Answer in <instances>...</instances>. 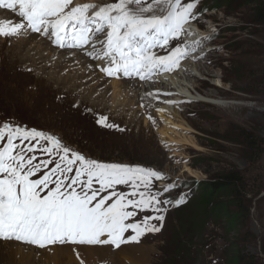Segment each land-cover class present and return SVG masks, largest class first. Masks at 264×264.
Returning a JSON list of instances; mask_svg holds the SVG:
<instances>
[{"label":"rangeland","instance_id":"obj_1","mask_svg":"<svg viewBox=\"0 0 264 264\" xmlns=\"http://www.w3.org/2000/svg\"><path fill=\"white\" fill-rule=\"evenodd\" d=\"M250 2L219 0L216 10L197 15V27L194 24L186 26V30L194 28L196 31L193 37L204 39L190 57L206 55L199 59L200 65L197 61L194 64L193 60L194 65L190 68L192 79L186 78L185 73L184 77L181 76L183 71L180 69L162 72L166 76L161 79L162 85L167 84L170 77L176 79L181 76L179 82L186 84L192 94L175 109L169 105L171 123L167 128L172 141L158 133L164 129L162 121L157 119L158 108L150 114L151 125L157 127L154 133L144 125V121L149 122V119H144L140 108L135 104V108L125 107L127 96L115 93L111 89V81L110 84L106 82L107 87L95 83L101 78V72L91 71V75L87 71L77 72L73 63L61 62V58L48 52L44 46L33 51L30 43L18 50L17 43L27 40V36L7 39L11 46L0 44V125L7 122L49 132L86 157L100 162L159 170L170 177L167 183L178 182L175 190L161 198L175 200L178 196H186L190 199L188 204L192 205L190 212L182 211L186 207L181 208V205L168 206L160 231L142 236L139 243H125L119 248L110 244L89 246L71 243H57L46 248L28 247L44 251L67 245H73V248L109 246L110 254L108 251L104 253V261L86 262L72 249L70 253L77 264H112L113 261H116L113 264H233V256L237 255L241 260L234 264H264V26L252 23ZM109 3V0H96L94 4ZM2 19L5 18L0 16ZM32 42L38 43L37 40ZM55 61L63 65L57 68ZM186 61L191 62L189 58ZM73 75L84 77V80L76 79V84H69L67 80ZM159 75L152 78H162L163 75ZM58 77L66 78L65 83L72 86L74 93L63 88L56 80ZM103 86L106 89L101 92ZM59 88L63 92L56 91ZM65 91L68 98L61 95ZM116 94L120 95L119 98ZM130 95L133 94L129 93L127 99ZM124 101L125 106L122 105ZM80 104L84 105L83 112L88 111L86 121L95 119V114L90 115L94 113L89 112L90 109L103 110L111 118L124 113L131 122L134 121V133L128 138H122L121 134L113 138L115 135H109V132L97 135L83 119L78 118L75 107ZM248 138L253 144L246 142ZM232 171L240 173L245 183L239 197L241 209L228 206L226 216L216 215L210 208L204 213L193 208L195 200L196 207L199 206L197 201L201 196L196 182L213 181ZM154 183L162 189L165 182ZM116 190L130 191L124 186H117ZM229 197L231 194L226 193L212 200H229ZM237 213V226L229 231V216ZM143 215L141 213L135 219ZM149 223L159 225L161 222ZM8 242L21 244L14 240ZM126 246H138L142 253L135 251L136 255L122 260L117 252ZM179 247L182 253L178 257L176 250ZM53 252L47 254L53 255ZM37 264L54 263L49 259Z\"/></svg>","mask_w":264,"mask_h":264},{"label":"snow or ice","instance_id":"obj_2","mask_svg":"<svg viewBox=\"0 0 264 264\" xmlns=\"http://www.w3.org/2000/svg\"><path fill=\"white\" fill-rule=\"evenodd\" d=\"M196 7L194 0H116L100 6L79 0H0V9L19 17L0 20V38L39 33L58 48L79 49L90 60L103 61L96 67L108 77L148 82L176 70L194 53L200 42L189 45L185 39ZM168 180L154 168L100 162L49 132L4 122L0 241L38 248L139 243L142 236L160 231L168 206L186 201V196L161 198L176 189L178 182ZM154 181L165 182L164 187ZM117 186L130 191H117Z\"/></svg>","mask_w":264,"mask_h":264},{"label":"bare ground","instance_id":"obj_3","mask_svg":"<svg viewBox=\"0 0 264 264\" xmlns=\"http://www.w3.org/2000/svg\"><path fill=\"white\" fill-rule=\"evenodd\" d=\"M95 1L96 0H87L86 2H81V3L93 4V3H95ZM109 2L115 3L116 0H109ZM6 11L7 10H2V11L0 10V16L2 18L10 19L13 17L16 20L19 19V17H14L11 12H9V11L6 12ZM193 35H194V33H193ZM193 35L190 34L185 39V43L189 44V45H193V44H196L197 41H199L200 43L195 48V51H194V53H196L197 50L199 49L200 44L204 43V39H203V37H197V36L193 37ZM188 38H191V39H188ZM36 40L38 41V43L32 42V41H36ZM0 44H3V45L8 44V46H11V42H8L7 39H4V38H0ZM29 44L31 47H33V51L40 49L41 46H44V48L48 52L53 53V55L56 56L57 58H61L62 59L61 62L73 63V66H74L73 68H75V70L77 72L79 70L82 71V73H83V71H87L88 72L87 74L90 73L89 75H91L92 74L91 71L101 72L99 70V68L96 67L97 63H99L101 67L104 66L103 61H99V62L92 61L89 59V57L84 55L83 51H81L79 49H69V50L63 49L61 51L56 50L51 45V44H53L52 41L48 38H45L41 34H40V36H35V35H32L31 33H29L27 35V40L22 41L20 43H17V46H19L18 50L26 47ZM34 45H35V47H34ZM13 46H14V44H13ZM156 51L158 53H160V50H156ZM27 54H29V52ZM204 55H206V53H204L203 55H200V56H197V55L193 56L192 58L189 57L191 62L186 61L188 58L182 60L180 62V67L177 68L176 70L172 71V72H176L180 69L183 71L181 76L183 75V77H184L183 73H185L186 78L192 79L193 76H192V72H191L190 68L195 64V61H197L198 65H200L199 59ZM193 60H194V62H193ZM61 62L55 61V63H57V65L55 67L60 68L63 65V63H61ZM192 62L194 64H192ZM69 65L71 66V64H69ZM101 73H102L101 78L97 79L95 83L99 82L101 85H98V86L104 85L107 87L106 82H109V84H110V81H111V89L115 90V93L117 92L122 96H123V94H125V96H127V97H129L128 96L129 93H132L133 95H130V98H132L133 100H129L130 98L127 99V97H125L127 105L125 106V103H126L125 101L123 102L122 105L125 107L130 106L132 108H135V107L140 108L141 109L140 111L143 114L144 119H149L150 114H153L152 111L153 110L155 111V109L158 108L157 114H158L159 118H157V119L161 120L162 124H164L163 125L164 129L160 130L158 133L163 138L168 137V139L170 141L173 140V138L170 137L169 130L167 128V125L171 123V121L169 119L170 111H171L170 106L173 105L172 108L175 109V107H177L181 101H186L188 99V96H190V94H191V91L187 87V85L179 82L181 76H179L176 79H174V77L173 78L170 77L169 79L172 82V84L169 81L167 84L162 85L161 79L166 78V76H164L165 74L162 72L158 73V74H160L159 76L163 75L162 78L161 77L160 78H158V77L152 78L151 81H148V82L140 81L138 78L108 77L103 72H101ZM58 75H60V74H58ZM166 75L169 76L168 74H166ZM174 75L178 76L177 74H174ZM154 76H156V75H154ZM76 79H79L82 82L84 80V77L83 78L82 77L77 78L75 75H73L70 77L69 81L67 80V82L69 84H76ZM56 80L59 84L64 86L63 88L72 90L71 93H74L75 90L72 89V86H69L68 84L65 83L66 78L64 79V78L58 77V78H56ZM174 81H176L177 84ZM81 82L79 85H82ZM179 84H180V86H178ZM173 85H175L174 88H173ZM104 86H103V89L101 88L102 89L101 92L105 91L106 88H104ZM136 89H138V91H135ZM59 90L63 92V90H61L60 88L57 89L56 91H59ZM146 93H148L149 95H146ZM61 95L64 98L69 97V94L67 93V91H65ZM120 95H117V97L119 98ZM58 97H60V96H58ZM75 97H77V95H75ZM134 101H135V103H134ZM152 105L154 107H152ZM160 105H161V107H160ZM70 106H68V107H70ZM83 106H84L83 104H80L79 106L75 107L76 114L79 115L80 117H78V118L83 119L92 128L94 133H97V135L102 134V132H106V133L109 132L110 133L109 135H111V134H112V136L115 135V136H113V138L119 134L122 135V138H128V137H130V135L132 133H134L135 123H134V121L131 122V120H129L125 116L124 113L121 114V113L115 112L118 114L117 117L111 118L103 110L90 109L89 112L94 111V113H90V115L95 114V119H89L88 121H86L88 111L83 112L82 111ZM157 106H159L160 108ZM73 108H71V109H73ZM132 108H131V110H133ZM104 117H106L107 119L104 120L103 122H100L101 118H104ZM154 118H155V116H154ZM151 120L149 119V122H146V120H145L144 125H147V127L150 128L154 132L157 129V127L151 125V123H150ZM137 121H139V120H137ZM146 123H148V124H146ZM108 125H115L116 127H109ZM108 138H110V137H108ZM171 138H172V140H171ZM176 140H179V138ZM67 246L68 247L61 246V247H58L55 249H48V250L40 251V250H36L34 248H30L28 246H24V245L17 244L14 242L0 241V248H2V255H0V264H5V262H6V264H37L39 262L44 263L46 261H49V259L54 264H77L74 261L73 255L70 253V251H72V249H75L79 253L81 258L84 257L85 258L84 260L86 262H88V261L89 262L90 261H100V260L104 261L105 260L103 258L105 256L104 253L106 251H108V253L110 254V251H109L110 249L108 248L109 246H106L103 248H93V247H88V248H86V247H75V248H73V245H67ZM51 251H54L53 255L47 254L48 252H51ZM135 251H137L136 252L137 254H138V251L140 252V254L142 253L141 249H139L138 246H128V247L126 246V248L121 249L117 253L119 256H122V258H121L122 260H128V258L129 257L131 258L132 255H136ZM101 252H103V253H101ZM144 256H146V255H144ZM65 259L67 261H65ZM113 262L116 263V261H113ZM113 262H112V264H113ZM119 263H121V262H119Z\"/></svg>","mask_w":264,"mask_h":264},{"label":"trees","instance_id":"obj_4","mask_svg":"<svg viewBox=\"0 0 264 264\" xmlns=\"http://www.w3.org/2000/svg\"><path fill=\"white\" fill-rule=\"evenodd\" d=\"M218 1L219 0H204L203 5L209 11H214L218 7ZM252 6V16L251 21L256 26H264V0H251L250 2ZM249 140L246 141L249 144H253L252 140L248 138ZM196 187L200 186L199 192H201V196L198 198L197 203L199 204L198 207H196V200L195 204L193 205V208H198L199 211H209L212 210L216 215L224 214L226 215L228 213L227 208L228 206H234L235 208L241 209V201L239 200L240 195L242 194V191L244 190V180L243 177H241V174L238 172H226L223 173L219 179L213 180V181H206L199 184V182H196ZM184 186V185H183ZM182 189V187L180 188ZM231 194V197H229V200H221V201H213L212 199L215 198L218 195ZM188 197H186V201L181 202V208L186 207L185 209L182 208V211L190 212L192 211L191 207L192 205L189 203ZM188 204V205H187ZM210 206H207V205ZM188 206V207H187ZM209 213V212H208ZM209 215V214H208ZM227 216V215H226ZM239 220V214H232V216H229V231L234 230V227L237 226ZM181 247H179L178 250H176L177 256L179 257L182 253ZM241 259L239 256H233L232 263L239 262Z\"/></svg>","mask_w":264,"mask_h":264}]
</instances>
